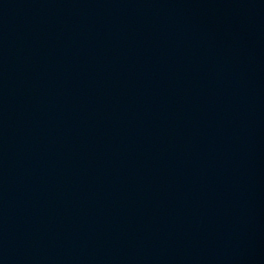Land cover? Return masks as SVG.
I'll return each mask as SVG.
<instances>
[{"label":"water","instance_id":"95a60500","mask_svg":"<svg viewBox=\"0 0 264 264\" xmlns=\"http://www.w3.org/2000/svg\"><path fill=\"white\" fill-rule=\"evenodd\" d=\"M0 264H264V0H0Z\"/></svg>","mask_w":264,"mask_h":264}]
</instances>
